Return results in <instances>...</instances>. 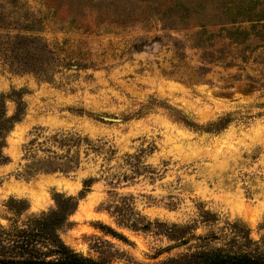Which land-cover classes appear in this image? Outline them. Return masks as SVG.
Here are the masks:
<instances>
[{
  "label": "rangeland",
  "instance_id": "obj_1",
  "mask_svg": "<svg viewBox=\"0 0 264 264\" xmlns=\"http://www.w3.org/2000/svg\"><path fill=\"white\" fill-rule=\"evenodd\" d=\"M0 94L8 115L25 106L3 148L1 225L93 179L58 235L100 264L223 247L233 223L264 241V0H0ZM35 128L105 144L129 176L110 183L108 163L81 149L74 172L22 177ZM143 149L145 169H119Z\"/></svg>",
  "mask_w": 264,
  "mask_h": 264
},
{
  "label": "trees",
  "instance_id": "obj_2",
  "mask_svg": "<svg viewBox=\"0 0 264 264\" xmlns=\"http://www.w3.org/2000/svg\"><path fill=\"white\" fill-rule=\"evenodd\" d=\"M29 42H31L29 40ZM22 43L23 42H19ZM41 53L52 54L51 50L44 45ZM30 61L26 60L25 64ZM28 70L33 72L36 65ZM40 64V61H39ZM6 99L0 94V163L5 164L9 158L3 155V148L6 146V138L13 130L15 124L19 123L25 112L22 98L16 100L15 112L7 114ZM184 120V119H183ZM184 124L187 121H183ZM216 130L223 129L225 119L211 124ZM42 128H35L33 138L25 145L23 160L29 163L23 166L20 173L22 177L31 179L38 174L64 173L69 174L79 168L81 163V149L86 156L92 152L101 155L102 162L108 163L101 166V173L107 177L110 183L117 180H126V173L120 171L112 172L114 169L109 164L113 161L115 152L106 148L105 144L93 145L92 141L78 133H62L44 135ZM151 150L153 145H149ZM126 154L119 169L136 175L143 168L140 154ZM60 152V153H59ZM38 153L45 155L39 158ZM63 154V155H62ZM124 166V167H123ZM93 184V179L84 180L82 190L78 196H66L56 193L53 197L56 208L39 217H30L18 224L14 220L8 227L0 224V264H100L93 259L82 256L67 247L60 239L58 231L63 227L69 216L74 213L80 200L85 198ZM21 205L23 201L14 202ZM25 207L16 208L9 206V210L15 215H21ZM210 215L209 213H205ZM207 221V220H205ZM211 221V220H210ZM233 237L226 241L223 247L201 248L194 252L177 258H171L159 264H264V241H253L250 238V231L246 227L233 223L230 227ZM184 236L177 238L183 240ZM186 243V242H185Z\"/></svg>",
  "mask_w": 264,
  "mask_h": 264
},
{
  "label": "water",
  "instance_id": "obj_3",
  "mask_svg": "<svg viewBox=\"0 0 264 264\" xmlns=\"http://www.w3.org/2000/svg\"><path fill=\"white\" fill-rule=\"evenodd\" d=\"M104 121H108V122H120V119H116V118H108V117H103L102 118Z\"/></svg>",
  "mask_w": 264,
  "mask_h": 264
}]
</instances>
